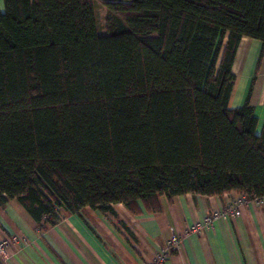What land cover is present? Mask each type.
<instances>
[{"label":"trees","instance_id":"1","mask_svg":"<svg viewBox=\"0 0 264 264\" xmlns=\"http://www.w3.org/2000/svg\"><path fill=\"white\" fill-rule=\"evenodd\" d=\"M244 37L264 47V0H0V206L46 229L162 196L262 202L264 126L229 107Z\"/></svg>","mask_w":264,"mask_h":264},{"label":"crops","instance_id":"2","mask_svg":"<svg viewBox=\"0 0 264 264\" xmlns=\"http://www.w3.org/2000/svg\"><path fill=\"white\" fill-rule=\"evenodd\" d=\"M233 73L229 107L249 102L261 131L264 47L260 41L242 38ZM240 196L235 192L162 196L157 212H150L141 201L137 212L122 203L105 213L85 207L46 229L39 228L19 202L10 200L0 206V241L17 238L7 264H150L175 233L181 245L164 264H264V199L250 200L237 218H216L211 228L204 227L208 215L223 211Z\"/></svg>","mask_w":264,"mask_h":264},{"label":"built area","instance_id":"3","mask_svg":"<svg viewBox=\"0 0 264 264\" xmlns=\"http://www.w3.org/2000/svg\"><path fill=\"white\" fill-rule=\"evenodd\" d=\"M258 200L259 199H256L257 203L260 202ZM249 201L250 199L246 195L236 198L232 203L228 204V206L223 211L208 215L205 220L204 227L211 228L213 221L216 218L228 220L230 218L239 217L242 214V209ZM16 242L17 238H6L0 241V264H7L9 249ZM180 245L181 241L179 237L173 233L167 244L157 252L154 260L150 264H164L170 257L172 250L178 249ZM11 259L14 260L13 257Z\"/></svg>","mask_w":264,"mask_h":264},{"label":"rangeland","instance_id":"4","mask_svg":"<svg viewBox=\"0 0 264 264\" xmlns=\"http://www.w3.org/2000/svg\"><path fill=\"white\" fill-rule=\"evenodd\" d=\"M4 4L1 3V6ZM97 19H98V26H99V31L101 34H106L107 33V10L100 5H97Z\"/></svg>","mask_w":264,"mask_h":264}]
</instances>
